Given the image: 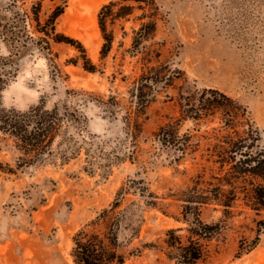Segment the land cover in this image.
Returning <instances> with one entry per match:
<instances>
[{
	"label": "rangeland",
	"instance_id": "obj_1",
	"mask_svg": "<svg viewBox=\"0 0 264 264\" xmlns=\"http://www.w3.org/2000/svg\"><path fill=\"white\" fill-rule=\"evenodd\" d=\"M8 1L0 0V12ZM22 1L28 7L36 0ZM109 1H43L44 16L65 5L57 28L82 43L97 71L84 68L77 42H53L46 49L30 41L17 50L0 37V57H11L18 68L3 91L4 104L27 109L68 102L82 113L85 135L80 152L68 160L58 152L57 139L53 154L20 167L14 140L0 137V162L14 168L0 167V264H77L72 255L75 233L83 226L93 228L92 220L132 178L142 179L155 196L136 188L123 195L119 209L126 217L120 239L128 255L123 264H178L167 257L164 238L167 229L188 224L179 196L198 173L210 178L219 171L218 164L203 156L211 139L202 137L201 148L180 160L154 139L161 124L180 115L181 87H216L237 98L258 126L264 147V0H127L134 11L126 19H108L115 37L102 57L99 13ZM144 12L148 15L140 18ZM151 18L157 29L143 44L161 48L162 60L180 72L172 84L159 87L148 106L139 153L131 159L123 139L124 109L111 112L100 99L114 94L122 104L129 102L132 81L144 65L142 53L131 52L135 30ZM222 124L219 114L199 122L186 119L180 132L210 134ZM252 181L262 179L240 181L239 198L228 209L216 201L200 206V216L219 222L221 229L198 264H264V208H256L245 191Z\"/></svg>",
	"mask_w": 264,
	"mask_h": 264
},
{
	"label": "trees",
	"instance_id": "obj_2",
	"mask_svg": "<svg viewBox=\"0 0 264 264\" xmlns=\"http://www.w3.org/2000/svg\"><path fill=\"white\" fill-rule=\"evenodd\" d=\"M21 1H8L0 12V37L7 44L18 50L30 41L46 49H52L53 42H77L83 53L84 68L90 71L98 70L97 65L87 56L82 43L58 30L57 18L64 12V4L56 5L50 14L44 16V0H36L28 7H24V1L23 4ZM125 1L127 0H111L100 10V27L104 37L102 57L109 53L115 37L114 32L108 29V19H126L134 11L135 5ZM144 6L142 3L138 5L140 8ZM147 15L144 12L140 18ZM156 29L157 20L151 18L142 22L135 30L131 52H141L144 65L132 81L129 102L122 104L114 94L107 100L100 99L111 112H116L118 108L124 109L123 139L130 146L129 152L126 153L131 159H135L139 153V140L144 132L148 106L156 99L159 87L172 84L180 72L162 60L161 48L143 44ZM17 69L16 62L11 57H0V137L14 140L21 152L18 166L44 160L53 154V144L57 139L58 152L63 160L78 154L82 147L79 142L85 138L79 108L68 102L57 103L51 108L38 104L27 109L4 104L3 91L16 75ZM178 103L180 115L161 124L154 131V139L161 148H172L175 160H180L188 152L199 150L202 137L211 139L204 148L203 156L219 166V171L211 174L210 178H206L204 173H198L194 183L182 190L179 198L184 201V219L188 224L167 229L164 238L165 253L169 259L178 264H198L207 256L208 241L221 229L219 222H208L200 216L202 204L216 201L228 209L239 198L238 183L247 181L251 176L262 181H252L253 186L245 190L246 195L253 200L256 208H264V147L260 142L261 133L258 126L247 116V108L225 91L216 87L184 91L181 87ZM216 114L220 115L223 124L220 127L214 126L210 134L197 136L189 130L180 132L183 120L192 119L199 122ZM0 167L14 171L12 166H4L2 162ZM130 188H136L148 197L155 196L142 179L129 180L128 186L118 192L111 205L103 208L92 220L90 225L92 224L93 228L83 226L75 233L72 255L77 264H123L126 261L128 255L122 250L124 243L120 239L126 212L119 207L124 199L123 195ZM148 202L155 203L153 200ZM179 230L185 232L180 233Z\"/></svg>",
	"mask_w": 264,
	"mask_h": 264
},
{
	"label": "bare ground",
	"instance_id": "obj_3",
	"mask_svg": "<svg viewBox=\"0 0 264 264\" xmlns=\"http://www.w3.org/2000/svg\"><path fill=\"white\" fill-rule=\"evenodd\" d=\"M90 22H91V24H92V25H95V24H96V22H95V19H94V18H90Z\"/></svg>",
	"mask_w": 264,
	"mask_h": 264
}]
</instances>
